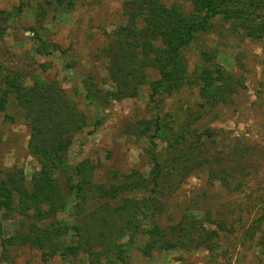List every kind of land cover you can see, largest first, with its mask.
Masks as SVG:
<instances>
[{"label": "rangeland", "instance_id": "obj_1", "mask_svg": "<svg viewBox=\"0 0 264 264\" xmlns=\"http://www.w3.org/2000/svg\"><path fill=\"white\" fill-rule=\"evenodd\" d=\"M127 2L0 0V17L9 16L0 35V179L8 171L21 169L31 187L42 168L39 157L29 149L31 123L9 91L11 77H18L24 86L38 79L56 81L83 118L84 126L74 134L63 159L69 167L56 166L63 183L67 173L76 175L75 166L82 161L87 162L94 183H119L133 171L149 176L153 150L165 149L182 128L191 140L206 130L220 131L208 153L214 156L213 166L197 165L159 216L165 234L182 226L195 227V234H204V227L217 231L206 243L210 246L166 249L158 239L153 243L148 233L132 243L126 235L121 240L125 262L116 257V248L108 256L101 255L102 264H264V39L231 34L227 25L219 23L214 32L200 34L185 51L189 78L180 90L152 94L150 83L159 74L150 69L137 96L112 98L105 105L90 103L86 83L94 80L104 90L116 89L103 49L126 22ZM184 4L191 8L188 2ZM210 62L232 73L244 86L227 101L201 105L198 78ZM200 152L194 149V156ZM238 154L241 158L235 161ZM144 194L142 189L121 194L110 200L108 209H118L126 199ZM75 203L73 196L67 199L59 215L62 221L75 223ZM0 220L4 238L24 229L20 222L29 221L17 212H0ZM96 250L103 251L98 245ZM1 255L0 264H79V259L60 254L45 261L41 251L29 245L5 249L3 238ZM80 259L88 256L81 254Z\"/></svg>", "mask_w": 264, "mask_h": 264}, {"label": "trees", "instance_id": "obj_2", "mask_svg": "<svg viewBox=\"0 0 264 264\" xmlns=\"http://www.w3.org/2000/svg\"><path fill=\"white\" fill-rule=\"evenodd\" d=\"M125 7L126 22L114 31V39L103 49L116 89L104 90L94 80L86 83V98L90 103L105 105L112 98L137 96L139 88L148 81L150 69L159 74V78L150 83L152 94L180 90L189 78L185 51L200 34L214 32L219 23L227 25L231 34L245 33L264 39V0H128ZM8 19L7 14L0 17V35H4ZM206 57L211 60L210 55ZM17 78L7 81L11 85L9 91L16 95L17 104L31 123L29 149L39 157L42 168L40 174L33 177L31 187L26 185L21 169L8 171L0 179V212H17L29 220L20 222L24 229L6 238L0 220V238L5 249L9 245H29L39 249L45 261L60 254L79 259V264H102L101 255L108 256V252L116 248V257L125 262L121 240L126 235L132 243L148 233L153 243L158 239L160 246L166 249L210 246L206 243L217 231L204 227V234H195V227L182 226L175 233L165 234L159 216L197 165L213 166L214 156L208 153L213 151L212 144L220 131L206 130L196 140H191L182 128L165 149L153 150L149 176L133 171L119 183H94L88 175L87 162L82 161L75 166L76 178L67 173L63 183L56 166L69 167L63 159L74 134L84 126L83 118L56 81L38 79L24 86ZM198 79L201 105L227 101L244 86L216 62H210ZM9 91L7 89L6 93ZM158 126L157 122L155 127ZM149 137L154 145V134ZM196 148L201 149L199 157L194 156ZM238 158L240 154L234 160ZM138 189L146 194L138 199H126L118 209H108L111 199ZM70 196L76 200L72 216L75 223L59 218ZM96 202L98 204L92 206ZM97 245L103 250L101 253L96 250ZM81 254L88 259L81 260Z\"/></svg>", "mask_w": 264, "mask_h": 264}]
</instances>
